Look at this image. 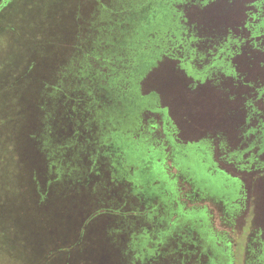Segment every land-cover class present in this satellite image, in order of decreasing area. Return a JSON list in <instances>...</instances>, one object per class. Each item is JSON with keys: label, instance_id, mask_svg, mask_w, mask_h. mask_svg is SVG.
Returning a JSON list of instances; mask_svg holds the SVG:
<instances>
[{"label": "trees", "instance_id": "16d2710c", "mask_svg": "<svg viewBox=\"0 0 264 264\" xmlns=\"http://www.w3.org/2000/svg\"><path fill=\"white\" fill-rule=\"evenodd\" d=\"M67 1L33 0L28 16L43 27L33 15L32 28L6 34L16 57L0 71L2 109L9 74L30 92L32 121L20 130L35 157V201L58 198L66 224L77 218L66 264H230L231 242L212 232L203 202L236 240L254 217L264 239V23L254 24L264 0H95L97 21L80 24L71 8L70 28L60 24ZM43 52L64 62L24 75L36 60L26 57ZM202 166L234 181V197L197 176Z\"/></svg>", "mask_w": 264, "mask_h": 264}, {"label": "rangeland", "instance_id": "374dc122", "mask_svg": "<svg viewBox=\"0 0 264 264\" xmlns=\"http://www.w3.org/2000/svg\"><path fill=\"white\" fill-rule=\"evenodd\" d=\"M34 1L37 4L41 2V0ZM74 3L75 0H72V2L68 0L63 5L61 9L63 14L60 20L61 27L62 25H69V28L72 26L69 17L67 18L66 15H68ZM35 7L33 0H11L7 8L0 14V71L3 62L9 60V57L12 59L16 57L14 53H11L12 45L3 43L6 34L11 30L20 29L23 25L26 28H32V19L35 17L40 22V24L37 23L39 27L42 26L43 20L38 13H33L35 16L33 18H31L33 15L28 16V13L31 12L30 8L34 9ZM56 21L54 19L52 23ZM60 38L61 36L57 34L53 37H47L46 42L56 44ZM52 50L54 51L53 48ZM59 53L46 55L43 52L42 54L36 53L35 56L26 57V62L30 60L34 62V58L36 60L31 69L25 72L24 75L37 78H44L49 75L50 67L48 63L52 62L54 58H58ZM16 77V74L15 76L9 74L11 88H9L10 94H6L8 96L7 105L3 106L2 109L0 104V127L6 125L9 129L6 134L0 131V141L6 150L7 157L5 185L0 186V264H66V253L61 249L67 242H73L77 237L74 226L76 224L74 220L77 218L69 221L70 224H66L64 215H60L64 204L58 198L51 199L50 202L45 201L47 203L35 201L34 196L38 188L33 182H30V175L36 169L34 168L35 157L31 152L27 136L25 138L26 129L20 130V127L28 126L32 121V100L26 79ZM12 91H18L20 96L17 97V94ZM1 96L2 93L0 92ZM206 172V167L202 166L196 173L197 176L201 175L205 180L209 179L206 182L213 184L214 188L217 187L219 193H228L229 198L234 197L236 192L234 181L222 177L219 179L208 178ZM175 185L176 187L180 185L179 179L175 182ZM182 204L185 208H190V203L184 201ZM36 205L37 210H35ZM203 205L207 207L212 232L215 235L228 237L231 242L229 263L246 264L247 245L250 237V231L247 233L246 230L248 224L241 219L236 240L235 235H231L230 225L222 218L221 212L211 204L206 205L203 202ZM12 236H15L16 240L6 239L10 243L9 250H7L4 239ZM19 252H23L24 255H20ZM225 262H227V259ZM71 264H78V261L72 258Z\"/></svg>", "mask_w": 264, "mask_h": 264}, {"label": "flooded vegetation", "instance_id": "af4514ba", "mask_svg": "<svg viewBox=\"0 0 264 264\" xmlns=\"http://www.w3.org/2000/svg\"><path fill=\"white\" fill-rule=\"evenodd\" d=\"M11 0H4L0 4V14L7 8V5L9 4ZM82 0H75L74 5L72 6L71 9V16L74 18V16L78 17V22L87 24L88 22L94 24L97 21V15L101 10L99 11V6L98 4L95 3V0H90L91 2H81ZM260 0H252L251 4L255 5L257 7V3H259ZM254 14H255V21L254 24L255 26L258 24H263L264 23V14H262V18L258 16V9H254ZM65 52V51H64ZM65 54L62 53L57 56L58 58H54L52 61V66L50 68V74L55 69V64H60L64 62V56ZM73 58L76 57V53L71 55ZM237 186V184H236ZM252 225L251 229L252 231L250 232V237H249V245L247 248V258H246V264H264V258L262 257V250L264 248V241L263 237L260 235V226L258 219L254 217L252 219ZM250 252V253H249ZM262 254V255H261ZM249 256V257H248Z\"/></svg>", "mask_w": 264, "mask_h": 264}, {"label": "water", "instance_id": "95a60500", "mask_svg": "<svg viewBox=\"0 0 264 264\" xmlns=\"http://www.w3.org/2000/svg\"><path fill=\"white\" fill-rule=\"evenodd\" d=\"M4 0H0V4L3 2Z\"/></svg>", "mask_w": 264, "mask_h": 264}]
</instances>
